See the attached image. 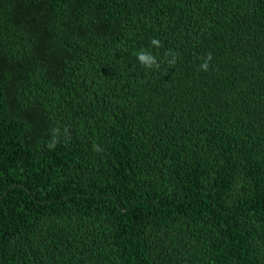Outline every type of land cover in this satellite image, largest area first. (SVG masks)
<instances>
[{
  "label": "trees",
  "instance_id": "trees-1",
  "mask_svg": "<svg viewBox=\"0 0 264 264\" xmlns=\"http://www.w3.org/2000/svg\"><path fill=\"white\" fill-rule=\"evenodd\" d=\"M0 264H264V0H0Z\"/></svg>",
  "mask_w": 264,
  "mask_h": 264
},
{
  "label": "clouds",
  "instance_id": "clouds-1",
  "mask_svg": "<svg viewBox=\"0 0 264 264\" xmlns=\"http://www.w3.org/2000/svg\"><path fill=\"white\" fill-rule=\"evenodd\" d=\"M150 48H157L159 49L162 47V41H160L157 38H152L150 40L149 44ZM136 61L138 64H140L145 70L151 71V70H158L161 66L160 61H158L157 56L153 54L152 51L147 49H141L135 53ZM165 57H170L166 60L168 65L174 66L177 62L178 55L172 51L168 50L165 52ZM201 60V63L198 66V69L203 72L209 71L211 61L213 60V56L211 53L205 54L203 57L199 58ZM64 134L65 138H70L69 130L67 128H64ZM60 142V130L59 129H53L52 135L50 140L46 143V147L48 149H54L57 144ZM93 150L100 152L102 149L99 145H93Z\"/></svg>",
  "mask_w": 264,
  "mask_h": 264
}]
</instances>
